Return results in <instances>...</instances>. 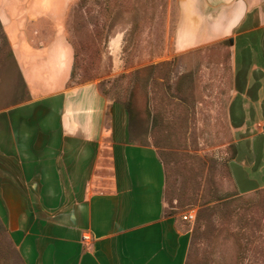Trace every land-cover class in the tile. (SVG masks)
Instances as JSON below:
<instances>
[{"label":"crops","instance_id":"crops-1","mask_svg":"<svg viewBox=\"0 0 264 264\" xmlns=\"http://www.w3.org/2000/svg\"><path fill=\"white\" fill-rule=\"evenodd\" d=\"M75 1L0 0L30 93L0 111V217L24 264H184L187 233L165 215L157 153L130 142L122 104L93 83L71 86L64 24ZM177 12L175 51L232 42L229 117L241 122L236 104L264 103V0H177Z\"/></svg>","mask_w":264,"mask_h":264},{"label":"rangeland","instance_id":"rangeland-1","mask_svg":"<svg viewBox=\"0 0 264 264\" xmlns=\"http://www.w3.org/2000/svg\"><path fill=\"white\" fill-rule=\"evenodd\" d=\"M177 13V0H76L64 24L78 55L71 86L93 83L124 108L140 87L144 112L128 132L162 163L165 215L187 233L184 264H264V103L236 104L233 126L232 42L175 51ZM29 97L0 26V111ZM251 178L255 188L243 186ZM0 264H24L1 217Z\"/></svg>","mask_w":264,"mask_h":264},{"label":"trees","instance_id":"trees-1","mask_svg":"<svg viewBox=\"0 0 264 264\" xmlns=\"http://www.w3.org/2000/svg\"><path fill=\"white\" fill-rule=\"evenodd\" d=\"M77 67H78V55L75 52V50H73V63H72V68H71V72H70V77H69L70 82H73L72 80L75 78ZM141 71H142V69L139 70V73ZM83 81H85V80L84 79L81 80L80 83ZM139 91H140V87L138 86L137 83H135L134 86L131 88L129 98L125 102H122L125 105V108H126L125 110L128 114L130 125L131 124L134 125L135 120L137 121V118L142 117V113L144 112L142 110L143 106L140 104L141 98L139 96ZM232 123L234 126H238L239 124H241V122H235V120L233 118H232ZM131 132L132 131H130V133ZM129 140H130V142L136 143L138 145H145L143 143H139L137 141H134L133 134H129Z\"/></svg>","mask_w":264,"mask_h":264},{"label":"built area","instance_id":"built-area-1","mask_svg":"<svg viewBox=\"0 0 264 264\" xmlns=\"http://www.w3.org/2000/svg\"><path fill=\"white\" fill-rule=\"evenodd\" d=\"M195 217H196L195 211L189 210L183 214L182 219L188 223H193L195 220Z\"/></svg>","mask_w":264,"mask_h":264}]
</instances>
